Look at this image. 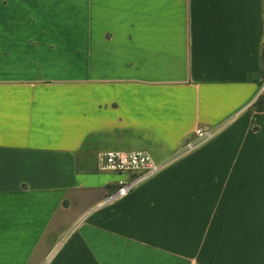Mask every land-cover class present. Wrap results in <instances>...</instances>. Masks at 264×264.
I'll use <instances>...</instances> for the list:
<instances>
[{
  "label": "crops",
  "instance_id": "1",
  "mask_svg": "<svg viewBox=\"0 0 264 264\" xmlns=\"http://www.w3.org/2000/svg\"><path fill=\"white\" fill-rule=\"evenodd\" d=\"M263 36L264 0H0V264H264ZM109 150L168 165L101 205Z\"/></svg>",
  "mask_w": 264,
  "mask_h": 264
},
{
  "label": "built area",
  "instance_id": "2",
  "mask_svg": "<svg viewBox=\"0 0 264 264\" xmlns=\"http://www.w3.org/2000/svg\"><path fill=\"white\" fill-rule=\"evenodd\" d=\"M262 65L264 67V36L262 37ZM264 100V74L261 78L260 91L256 100L251 104L255 106L259 100ZM217 131L210 126H199L193 137L186 139L177 154V157L192 153L200 146L212 140ZM99 167L103 171L130 174L128 179L118 182L116 190L107 196L101 205L111 204L125 198L143 182L160 173L168 164L160 163L143 150H109L99 154Z\"/></svg>",
  "mask_w": 264,
  "mask_h": 264
},
{
  "label": "trees",
  "instance_id": "3",
  "mask_svg": "<svg viewBox=\"0 0 264 264\" xmlns=\"http://www.w3.org/2000/svg\"><path fill=\"white\" fill-rule=\"evenodd\" d=\"M255 108L258 109L259 111L263 110L264 109V100L263 99L259 100V102L256 104Z\"/></svg>",
  "mask_w": 264,
  "mask_h": 264
}]
</instances>
